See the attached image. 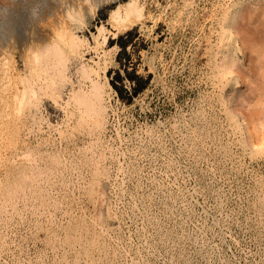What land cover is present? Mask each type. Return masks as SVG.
Returning a JSON list of instances; mask_svg holds the SVG:
<instances>
[{
    "label": "rangeland",
    "instance_id": "rangeland-1",
    "mask_svg": "<svg viewBox=\"0 0 264 264\" xmlns=\"http://www.w3.org/2000/svg\"><path fill=\"white\" fill-rule=\"evenodd\" d=\"M54 1L39 0L35 11L54 9ZM90 1L71 21L86 55L69 60L68 71L75 81L84 79L83 64L98 72L106 89L98 134L75 127L42 89L37 106H14L12 90L27 74L23 53L47 30L33 18L14 24L17 9L10 25L0 16V74L10 72L8 86L0 87V194L22 152L36 154L42 169L59 159L50 182L41 177L45 205L18 201V210L6 205L8 213H0V264H75L76 256L84 264L81 245L65 239V227L79 218L96 219L105 231L107 251L91 253L100 264H264V0H133L144 16L122 31L108 18L130 0ZM226 4L234 6L229 23L222 19ZM223 27L240 47L228 83L216 67ZM84 155L100 156L107 171L106 186L95 184L93 196Z\"/></svg>",
    "mask_w": 264,
    "mask_h": 264
},
{
    "label": "bare ground",
    "instance_id": "bare-ground-1",
    "mask_svg": "<svg viewBox=\"0 0 264 264\" xmlns=\"http://www.w3.org/2000/svg\"><path fill=\"white\" fill-rule=\"evenodd\" d=\"M38 1L39 0H0V4L2 5V6L0 5V16L4 20L3 21L4 24L8 23V25H10L9 24L10 20L13 16L15 10L17 9V12H15V13H17V15H16V19H17L16 21L17 22H15L14 24H16L18 22L21 25L23 23L26 24V22H28L29 19L33 18L34 22L39 24V27L42 30H47L45 33L38 35L39 37H37L36 40H40V41H38V42L33 41V43L31 42L30 47H28L27 50L25 51V53H23L24 54L23 60H24V64L26 67L27 74L25 77L20 78V80L18 82L19 85L14 86V89L12 90L13 95H12L11 101L14 104V106H16L19 109L20 108L22 109L25 105L37 106L38 91L40 89H42V91H44L45 93H51L50 95H53V97L56 101V104L58 103L60 106H63L64 108H66L65 113L71 119H73L75 121V127L80 129L81 131H85V132H88L91 134L92 133L98 134L99 132H101L104 129V126L106 123V115H105L106 105H105V101H104L106 89L104 88V85L101 84L100 81L95 76V75H97L98 72L96 69H94L92 67H87L86 65L83 64L80 68H78V71L80 72V75L84 79H79L78 81H75V80H72L71 74L68 71V69H69L68 65L70 62L69 60H71V59H73V60L83 59V57L86 55L85 54L86 53L85 52L86 51L85 40L83 38H81L79 35H77V33L74 31L73 27L71 26V23H72L71 21H73L74 19H78L81 16L82 11L84 10L85 2H89L90 0L89 1H87V0H56V1H54L53 0L54 2H56V3H54L55 4L54 9H47L45 11L39 12L40 14H38L35 11V5L37 4ZM103 1L104 0H99L96 3L101 4ZM48 3H50V2H48ZM92 3H94V4H92ZM92 3H91L92 6L90 5V7H91L92 11L93 10L95 11V8H96V6H98V4H95L94 1ZM234 3L235 2L233 1V3H231V4H234ZM231 4H228V5H231ZM46 5L48 6L49 4L46 3ZM234 5H236V4H234ZM250 5H252V4L250 3ZM142 6H140L136 1H133V0L128 1L125 4H121V5L117 6L116 9L114 8L111 11L110 16L108 18V22L112 25L113 28L117 29L118 31L119 30L122 31L124 28L126 29V27H129L134 22H136L139 18L144 16ZM232 6L231 7L228 6L226 8L224 7L225 9H224L223 14H222L223 15L222 19H223L224 23H229L230 20H233L231 18V16H232L231 13H233L232 9H231ZM49 8H50V5H49ZM262 17H263V15H262ZM4 24L2 23L0 25H4ZM14 24H13V26L11 25V29H12V27L14 28ZM16 25H18V24H16ZM225 27H223V29ZM1 28H2V26H1ZM16 28H17V26H16ZM104 29H105L104 24L101 25V27H99L100 31H102ZM2 30H4V28H2ZM13 31H15V30H13ZM245 31H248V30L244 29V32ZM4 32H5V30H4ZM11 33H12V31H11ZM114 33H116V31ZM248 33H250V30ZM245 34H246V32L243 34V36ZM2 35H3V33H2ZM13 35H15V33ZM22 36H23V34H22ZM243 38H245L244 42L249 41L250 45L252 47L254 46L255 42L253 39V35L251 36L250 34H248L247 36H245ZM105 39H107V38H105ZM219 41H220L219 46L217 45L216 47L219 48L218 50L221 51L222 55L220 54V51H219V53H217V55L218 54L221 55L220 59L217 60V61H219L216 65V67L218 68V74L217 75L223 81H225V83H228L230 81H233L232 80L233 76L231 74L232 72L230 71L229 68L234 64L235 57L237 56L236 54L239 53L240 47H239V44L237 43V38H236L235 34H233V32L231 31V28L230 29L225 28L222 31ZM257 42L258 41H256V43ZM27 46H28V44H27ZM8 49H9V47H8ZM261 49H262V52L264 53L263 48H261ZM261 49L260 50H259V48L257 49L260 52V54L262 53ZM261 55L264 56L263 54H261ZM262 56H260V57H262ZM258 59H259V61L261 60L260 63L262 65L264 60L261 58H258ZM4 60H5V58H4ZM0 61H1V57H0ZM263 70H264V67H263ZM263 70H262V72H263ZM104 72H105V70H104ZM9 75H10L9 69L8 68L3 69V71L0 74V87L2 85L5 86L9 83ZM66 82H68L67 87L64 86ZM223 84H224V82H223ZM260 84H258V85H260ZM12 86H13V84H12ZM64 87H66V88L64 89ZM261 87H263V85L260 86V88ZM260 92H261V89H260ZM260 97H262V95ZM1 99H3V98H1ZM258 99H261V98H258ZM258 101L260 104V100H258ZM6 102L11 103L10 98H8V99L6 98ZM62 103L66 104V105H64ZM261 103L263 104V107H264V102H261ZM14 109H15V107H14ZM262 111L264 113V110H262ZM19 112H17V113H19ZM256 112H260V110H258ZM261 113L262 112H260V114ZM7 114H6V117L9 115V114L8 115ZM254 114H258V113L254 112ZM252 115H253V113H252ZM229 116H230V119L233 121V123L239 124V120L234 113L230 112ZM263 116H264V114H263ZM3 119H4V117H3ZM251 119H252V117H251ZM13 125H16V122ZM13 127H15V126H13ZM6 128H8V127H6ZM252 129H253V127H252ZM252 129L251 130L249 129L248 138L252 143H254V141H256V139H257V138L255 139L254 136L257 134L254 135ZM255 130H256V127H255ZM12 131H14V128H12ZM2 133H3V131H2ZM13 135H15V134H13ZM5 137H6V135H5ZM8 138H9V136H8ZM259 140H261V139H259ZM259 140H258V143L260 142ZM262 143L264 145V136H263V142ZM22 155H23V160L21 162H19L18 164H15V166H13V169L11 172V174H13L12 177L10 179H8L5 182V184L2 186V192L0 194V199H1L0 200V213L7 212V211H5L6 205H10L11 207H13L12 209L18 210V206H17L18 201L25 202L26 205H27V203H28V205L31 204V201L33 203H35V201H38L37 203H39L40 205H45L47 203V201H49L47 187L46 186L43 187V185L41 184V180H42L41 177H43V179H45L49 183L51 180V175L53 174V169L55 167H57V165L59 164V159L57 157H54V156L51 157V163L53 165L51 164L52 166H49L48 168L46 167L47 169H42V168L38 167V164L36 163L37 162L36 156H34L36 154H32L31 152H27L25 154L22 152ZM14 159L15 158H13V160ZM82 162L85 165H89L91 168V171H92V178H91L92 180H91L90 185L88 186L89 188L87 189V193L90 196H93L94 195L93 186L95 184H100L101 187L106 186V184H107L106 183L107 182V171L101 165V157L100 156L97 158H91V157H88L87 155H84ZM103 188L105 189V187H103ZM103 191H106V190H103ZM96 197H99V196H96ZM104 200H105V198H104ZM52 202H53V200H52ZM36 205H38V204H36ZM31 206H32V204H31ZM36 211H39V205L37 208L34 209V212H36ZM98 212H99V210H98ZM100 213L102 214L101 211H100ZM99 215L100 214H98V216ZM24 217H25V215H24ZM108 217H109V220L112 219V215H108ZM99 218H100V216H99ZM96 223H97L96 219L95 220L93 219L92 221L86 223L84 219L79 218V219H75L72 223H70L69 225H67L65 227V237H66L65 239H67L66 240L67 243L69 245H74L76 243H79L81 245V247L84 251L83 253L85 254V260H84L85 263L84 264H100V263H102V262L98 261L99 259L96 260L95 259L96 257L94 256L95 257L94 258L91 253L93 250H96V249L103 250L104 252L107 251V247L105 245L106 242L105 243L103 242V240H104L103 235H104L105 231L103 232V230H101L102 228L100 230H98L96 227ZM98 226H99V224H98ZM50 228H51V226H50ZM52 232L53 231H51L50 233H52ZM53 234H54V232H53ZM48 239H50V238H48ZM65 239H64V241H65ZM111 239H112V237H111ZM125 246H126V244H125ZM56 256H57V254H56ZM104 257H106V256H104ZM111 257H112V254H111ZM99 258H101V257H99ZM102 258H103V256H102ZM74 261H75V264H80V260H78V256H76V259ZM110 264H114V263L112 262Z\"/></svg>",
    "mask_w": 264,
    "mask_h": 264
}]
</instances>
